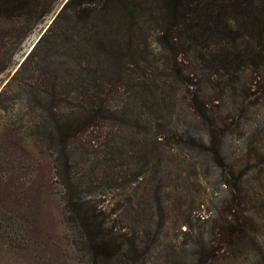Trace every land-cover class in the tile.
Here are the masks:
<instances>
[{"label": "rangeland", "instance_id": "1", "mask_svg": "<svg viewBox=\"0 0 264 264\" xmlns=\"http://www.w3.org/2000/svg\"><path fill=\"white\" fill-rule=\"evenodd\" d=\"M64 1L0 17V264H264V0L236 13L225 46L199 27L195 40L151 30L138 51L83 71L45 42L32 51ZM83 79L119 82L59 94L52 110L40 102L52 81ZM97 102L110 118L81 126L65 151L109 245H123L106 261L65 220L61 142L45 136L51 111L76 117Z\"/></svg>", "mask_w": 264, "mask_h": 264}, {"label": "trees", "instance_id": "2", "mask_svg": "<svg viewBox=\"0 0 264 264\" xmlns=\"http://www.w3.org/2000/svg\"><path fill=\"white\" fill-rule=\"evenodd\" d=\"M17 1L0 0V17L8 18L20 10L29 13L41 0H32V3L27 0L22 4ZM254 2L256 0H66L32 51L45 42L53 51L69 57L83 71L86 68L84 64L91 65L87 68L98 62L101 64L99 55L104 63L125 49L138 51L139 40L147 37L151 30H156L162 36L178 31L195 40L198 35L196 27H199L200 35L210 30L214 35L221 33L219 40L225 46L236 13L247 17L253 15L256 12L252 9ZM258 7L257 13L264 15V3ZM232 56L237 58L238 53ZM83 80L52 81L50 92L43 91L51 100L46 101L41 97L40 102L47 106L52 102L48 106L52 110L55 101L64 100L57 98L59 94L67 95L75 90L85 97L88 93L94 96V93L119 82ZM90 102L92 105L94 101L89 99L88 104ZM111 113L112 110L102 102H97L96 108L83 110L76 117L64 118V115L51 111L52 126L45 135L50 143L61 142V149L55 151L54 170L64 189L65 220L76 237L85 239L92 254L104 261L121 253L123 245L117 244L116 248L109 245L116 244L110 238L116 236L101 217L104 213L102 207L91 195L82 192L79 180L71 174L65 143L81 126L109 119Z\"/></svg>", "mask_w": 264, "mask_h": 264}, {"label": "water", "instance_id": "3", "mask_svg": "<svg viewBox=\"0 0 264 264\" xmlns=\"http://www.w3.org/2000/svg\"><path fill=\"white\" fill-rule=\"evenodd\" d=\"M65 1H66V0H65ZM65 1H64V2H65ZM64 2H63V3H64ZM62 5H63V4H62ZM62 5L60 6V8L62 7ZM60 8H59V9H60ZM59 9H58V11H59ZM58 11H57V12H58Z\"/></svg>", "mask_w": 264, "mask_h": 264}]
</instances>
